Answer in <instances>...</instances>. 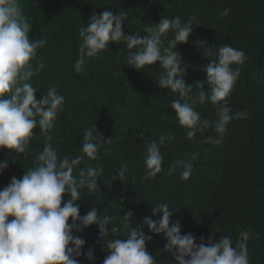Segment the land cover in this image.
<instances>
[{
  "label": "trees",
  "instance_id": "1",
  "mask_svg": "<svg viewBox=\"0 0 264 264\" xmlns=\"http://www.w3.org/2000/svg\"><path fill=\"white\" fill-rule=\"evenodd\" d=\"M22 9L30 25L29 38L45 41L31 61L33 69L44 67L30 79L37 89L36 99L55 87L65 97L63 110L58 113L54 128L42 134L33 130V138L25 154L16 156L0 149V162L8 160V167L0 174V189L12 176L21 178L33 167L45 144L57 150L58 156L75 158L83 155V131L96 126L94 132L110 141L103 143L95 161L87 158L78 168L92 166L102 169L97 189L81 190V216L95 208L98 215L115 217L110 226L120 227L122 216L132 213L135 228L145 217L154 221L162 213L153 215V208L167 203L174 210L172 222L180 221L181 235L192 234L197 243L204 237L219 239L228 236L233 245L242 231L254 233L247 241L250 264H264V0H21ZM228 14L224 15V10ZM109 10L123 13L125 35L143 38L162 18L179 16L182 22L195 17L189 42L177 44L186 68L185 83L193 86L191 96H197L200 85L208 90L206 73L201 69L215 60L219 47L230 45L245 53L242 78L235 82L227 104L234 118L220 144L206 142L217 138L214 123L217 109L206 101L197 103L195 110L201 120L211 126L198 131L189 139L186 130L175 119L171 103L176 94L159 88L163 70L159 63L136 70L127 64L125 45L110 44L97 58L86 63L83 73L74 71L81 39L79 30L86 27L93 14ZM169 47L172 33L162 38ZM205 42L202 49L196 41ZM212 55L206 57L204 52ZM240 65H232L233 70ZM237 113L243 116L236 117ZM165 140L160 151L162 171L155 178L145 179L146 142L160 136ZM185 163L192 164L191 176L184 180L181 173ZM127 166L123 180L118 170ZM76 173H74L75 175ZM111 231L109 227V232ZM151 240L147 250L156 264H173L164 250L163 234L142 228ZM85 241L80 264H90L86 253L90 250L95 264H102L107 249L99 238L98 225L74 231ZM124 233L112 234L107 239ZM105 248V249H104Z\"/></svg>",
  "mask_w": 264,
  "mask_h": 264
},
{
  "label": "clouds",
  "instance_id": "2",
  "mask_svg": "<svg viewBox=\"0 0 264 264\" xmlns=\"http://www.w3.org/2000/svg\"><path fill=\"white\" fill-rule=\"evenodd\" d=\"M227 14L225 9L224 15ZM124 19L123 13L114 15L109 10L90 16L87 26L79 30L82 42L74 71L83 73L86 63L97 58L110 44L125 45L130 67L144 70L159 63L163 70L159 88L170 89L176 94L171 109L188 138L214 123L217 138L207 137L206 142L220 144L228 131V123L234 118L227 98L235 82L242 78L245 53L230 45L219 47L216 59H210L211 62L201 69L206 73L208 90H204V83H197L201 90L197 96H191L193 86L187 85L184 79L187 67L181 66L184 63L174 49L177 44L189 42L193 26L199 25L194 23L195 17H189L187 22H182L179 16L162 18L143 38L125 35ZM29 32L30 25L23 13L21 0H0V149H7L16 156L26 153L35 128H39L42 134L54 128L65 102V97L55 87L36 99L37 89L29 81L44 65L40 64L34 70L31 61L45 41L31 40ZM169 32L172 33L169 47H163L162 38ZM195 43L202 49L205 42L197 40ZM203 52L206 57L212 55ZM234 64L240 67L233 70ZM206 101L217 109L215 122L201 120L195 110L197 103ZM243 115L237 113L236 117ZM94 128L97 129L94 125L83 131V155L60 158L55 148L45 144L33 167L24 171L21 178L12 176L10 182L0 189V264H80L78 258L82 255L85 241L73 233L94 224L98 225L99 238L106 242L107 252L102 264H156V258L146 247L151 236L144 234V226L153 234H163L166 240L164 250L170 254L173 264H250L247 241L254 233L242 231L235 245L228 236L218 240L209 237L207 244L204 237H200L197 243L192 234L181 235L180 221L170 220L174 210L170 211L167 203L153 208V215L162 213L159 220L145 217L135 228L130 223L131 212L122 216L120 227L110 226L116 218L98 215L95 208L81 216L77 203L81 199V190L87 189L91 193L97 189V178L103 170L78 166L85 158L97 160L102 144L110 141V138L105 140L96 134ZM173 138L162 135L159 143L155 140L146 142L145 179L155 178L162 171L160 149L166 139L170 141ZM7 167L8 160L0 162V174ZM183 167L181 178L187 180L193 166L185 163ZM126 172V165L118 170L121 180ZM120 232L124 233V238L116 235L105 240ZM85 255L90 264H95L91 250Z\"/></svg>",
  "mask_w": 264,
  "mask_h": 264
}]
</instances>
